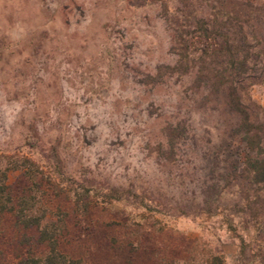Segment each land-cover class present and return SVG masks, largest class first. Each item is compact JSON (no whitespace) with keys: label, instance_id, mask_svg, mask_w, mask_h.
I'll use <instances>...</instances> for the list:
<instances>
[{"label":"rangeland","instance_id":"obj_1","mask_svg":"<svg viewBox=\"0 0 264 264\" xmlns=\"http://www.w3.org/2000/svg\"><path fill=\"white\" fill-rule=\"evenodd\" d=\"M215 6V0H0V183L6 171L15 196L36 197L37 213L62 229L73 259L264 264V215L245 226L222 211L171 210L198 196V170L188 176L184 161L166 165L163 138L165 122L176 116L175 96L189 95L191 81L175 75L157 85L155 71L176 60L173 24L210 19ZM179 117L200 125L197 114L183 110ZM113 189L125 191L121 201H110ZM76 193L84 200L77 206ZM140 197L152 208L144 209ZM0 229L1 264L32 254L36 231L25 237L9 218Z\"/></svg>","mask_w":264,"mask_h":264},{"label":"trees","instance_id":"obj_2","mask_svg":"<svg viewBox=\"0 0 264 264\" xmlns=\"http://www.w3.org/2000/svg\"><path fill=\"white\" fill-rule=\"evenodd\" d=\"M215 3L210 19H193L185 26L173 24L176 60L155 71L157 85L175 75L191 81L189 95L175 96L172 107L176 116L165 122L163 138L166 165L184 161L188 176L198 170V196L179 200L171 210L208 216L222 211L227 219L235 214L242 225H255L264 215V107L250 90L264 84V5L233 6L230 0ZM183 110L198 115V128L192 120L179 117ZM1 175L0 227L9 218L25 237L37 232L35 241L29 243L32 254L19 264H83L64 251L62 229L37 213L36 197L15 196L6 171ZM124 192L113 189L110 201H121ZM74 196L75 206L84 201L80 194ZM139 201L144 209L152 208L142 197ZM85 209L87 213L90 208ZM156 259L152 256V261Z\"/></svg>","mask_w":264,"mask_h":264},{"label":"crops","instance_id":"obj_3","mask_svg":"<svg viewBox=\"0 0 264 264\" xmlns=\"http://www.w3.org/2000/svg\"><path fill=\"white\" fill-rule=\"evenodd\" d=\"M251 96L258 104L264 107V84L255 88Z\"/></svg>","mask_w":264,"mask_h":264}]
</instances>
